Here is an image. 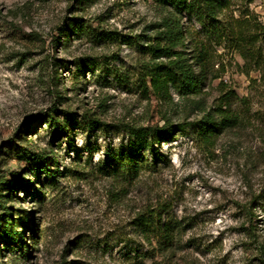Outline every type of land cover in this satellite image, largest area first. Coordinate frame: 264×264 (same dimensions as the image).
<instances>
[{
  "label": "rangeland",
  "instance_id": "rangeland-1",
  "mask_svg": "<svg viewBox=\"0 0 264 264\" xmlns=\"http://www.w3.org/2000/svg\"><path fill=\"white\" fill-rule=\"evenodd\" d=\"M249 1L235 0L236 13L248 5L264 24V0ZM75 16L92 28L59 38ZM159 17L153 0H0V180L25 178L0 191V231L18 235L12 244L0 237V264H164L133 225L159 206L185 225L171 264H264V71H247L239 53L219 49L221 76L201 96L208 107L223 89L243 98L235 127L212 144L188 126L156 145L163 162L132 183L102 167L108 146L126 137L118 125L203 114L174 89L166 97L139 85L151 60L142 45ZM55 108L60 119L73 112L67 135L36 119ZM89 118L105 127H87ZM24 147L46 154L53 172H32Z\"/></svg>",
  "mask_w": 264,
  "mask_h": 264
},
{
  "label": "trees",
  "instance_id": "trees-1",
  "mask_svg": "<svg viewBox=\"0 0 264 264\" xmlns=\"http://www.w3.org/2000/svg\"><path fill=\"white\" fill-rule=\"evenodd\" d=\"M83 3L86 0H77ZM160 9L158 21L152 24L153 35H147L146 44L142 45L143 53L150 59L142 65L139 85L145 92H154L168 97L174 89L182 98L188 99L192 106L203 112L195 121L174 123L165 118L163 125L124 123L117 126L126 136L118 147L108 146L106 159L101 161L104 171L124 183H132L143 171L155 169L163 162V154L156 147L163 140L173 136L190 125H194L199 135L206 142L214 143L220 133L236 126L239 114V97L233 89H223L217 103L210 107L203 102L204 85L210 79L221 74L215 69L217 58L222 54L220 48L237 52L245 61L243 68L247 71L256 68L264 71V24L247 5L236 13L235 0H153ZM251 2V0L249 1ZM92 28L85 25L80 16L72 17V22L60 26V36L71 37L79 31ZM102 33L94 30V36ZM122 41L132 44L131 36L123 35ZM136 40V42H140ZM62 40L58 39V44ZM57 44V46H58ZM87 59H80L78 70L85 72ZM114 72V71H112ZM58 108L48 115L39 118L55 128L57 136L67 135L73 122V112L63 110V119L58 117ZM87 127L97 129L105 127L101 121L89 118ZM127 138V140H126ZM19 152L30 163V170L36 174L52 173L43 164L47 155L31 148L24 147ZM25 185L22 172H14L10 180H0V191L13 192ZM39 194H43L41 189ZM3 215L0 214V221ZM133 225L149 244L156 242V249L162 255L164 264H171V254L179 242L185 225L169 213L166 206L147 207L139 212ZM0 237L6 244L18 242L14 228L2 227Z\"/></svg>",
  "mask_w": 264,
  "mask_h": 264
}]
</instances>
